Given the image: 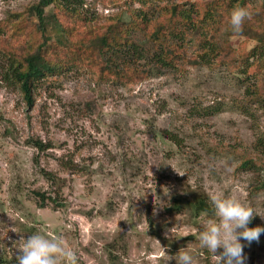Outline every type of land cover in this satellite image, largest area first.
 <instances>
[{"label": "rangeland", "instance_id": "rangeland-1", "mask_svg": "<svg viewBox=\"0 0 264 264\" xmlns=\"http://www.w3.org/2000/svg\"><path fill=\"white\" fill-rule=\"evenodd\" d=\"M33 1L0 0V21ZM92 4L103 17L124 8ZM226 38L231 48L212 65L133 84L98 82L87 68L53 74L28 106L4 77L5 50L23 39L1 25L0 257L17 262L21 237L39 233L62 237L78 264H175L181 247L193 264H213L198 239L216 219L211 200L198 217L168 209L194 190L234 196L264 224V56L250 57L257 41L245 33ZM241 243L245 264H264V239Z\"/></svg>", "mask_w": 264, "mask_h": 264}, {"label": "trees", "instance_id": "trees-1", "mask_svg": "<svg viewBox=\"0 0 264 264\" xmlns=\"http://www.w3.org/2000/svg\"><path fill=\"white\" fill-rule=\"evenodd\" d=\"M101 1L35 0L0 21L23 39L21 49L5 50L10 63L4 77L20 89L28 106L35 104L45 78L66 70L87 68L98 82L133 84L186 64L212 65L232 46L226 35L237 33L229 22L236 6L251 13L238 32L257 41L250 57L264 56V2L257 7L248 0H124V8L103 17L92 4ZM46 174L54 183L63 180ZM38 195L39 205L45 206V194ZM209 199L199 190L175 194L168 209L188 207L198 217L210 209ZM255 226L264 227L256 216L249 224ZM263 239L264 234L254 245ZM7 262L0 257V264Z\"/></svg>", "mask_w": 264, "mask_h": 264}, {"label": "clouds", "instance_id": "clouds-1", "mask_svg": "<svg viewBox=\"0 0 264 264\" xmlns=\"http://www.w3.org/2000/svg\"><path fill=\"white\" fill-rule=\"evenodd\" d=\"M251 13L244 7L236 6L230 13V25L234 32L242 31L244 21ZM180 175H184L179 173ZM215 220L203 222L198 232L200 245L212 254L213 264H245L244 247L259 242L264 227H249L254 213L250 207L234 196L222 193L210 195ZM17 264H78V256L60 236L47 238L39 233L21 237ZM175 264H193L192 255L181 247L174 256Z\"/></svg>", "mask_w": 264, "mask_h": 264}]
</instances>
